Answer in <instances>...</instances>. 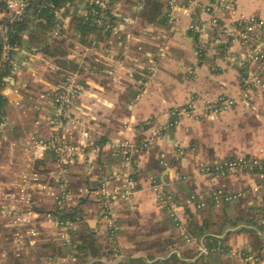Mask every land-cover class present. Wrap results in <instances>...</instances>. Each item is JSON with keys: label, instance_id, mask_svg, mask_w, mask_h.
Returning <instances> with one entry per match:
<instances>
[{"label": "crops", "instance_id": "crops-1", "mask_svg": "<svg viewBox=\"0 0 264 264\" xmlns=\"http://www.w3.org/2000/svg\"><path fill=\"white\" fill-rule=\"evenodd\" d=\"M138 1L118 0L113 6L115 20L123 26L121 38L103 35L80 41L71 15H64L62 28L50 39L59 47L56 56L30 48L29 31L22 32L21 51L4 89L15 98H9L11 109L2 125L0 166L5 165L4 173L11 168V148L20 154L23 147L25 161L24 144L34 133L42 137L55 133L83 145L82 155L69 167L70 187L79 193L69 210H80V236L91 230L96 248L81 253L79 264H264V246L258 248L253 233L264 241V229L247 222L256 209L264 211V181L249 172L223 176L201 170L202 165L239 152L264 157V85L252 88L249 105L241 101L217 114L207 110V102L220 95L242 96L241 61L251 47L234 37L231 26L243 17L264 18V0H236L234 14L207 10L216 0H168L169 18L163 24L142 19ZM76 2L78 13L85 15L82 0ZM213 16L219 25L213 24ZM255 37L258 45L264 43V33ZM246 67L257 65L248 61ZM67 73L77 74L83 89L72 113L79 121L64 122L53 130L49 125L53 96ZM191 96L198 99L196 117L182 116L149 149L134 153L130 164L115 154L118 141L138 142L150 128L143 124H164L171 110ZM37 165L46 184L60 166L51 152ZM126 175L134 182L129 198L115 196L102 202L97 194L102 183L112 192ZM153 178L179 204L192 241L182 237L171 212L159 202ZM217 187L243 190L246 196L212 207L211 232L203 228L200 209L187 201L192 193ZM38 193H34L36 223L51 234L54 228L46 212L54 210L53 203L47 207ZM105 206L120 226L114 242L107 232ZM50 237L41 242H58L56 236ZM40 248L51 250L40 245L36 250ZM59 258L61 264L72 263L68 256ZM56 259L51 264L58 263Z\"/></svg>", "mask_w": 264, "mask_h": 264}, {"label": "built area", "instance_id": "built-area-1", "mask_svg": "<svg viewBox=\"0 0 264 264\" xmlns=\"http://www.w3.org/2000/svg\"><path fill=\"white\" fill-rule=\"evenodd\" d=\"M5 3V9L1 14L0 23V38H1V57H0V78L8 81L9 76L5 73L12 70L16 65L18 53L21 51V45L15 40V33L18 30L20 22L25 20L31 13L40 12V7L37 10L31 8V0H2ZM85 2L97 7L96 23L98 30L104 33L110 32L111 35L121 38L123 34V26L117 21L111 22L108 15L111 9L110 0H85ZM236 0H216L208 5L207 10L213 11L217 9L235 13ZM140 8V5L138 4ZM113 12V10H112ZM57 18L63 23L65 18L61 12H57ZM212 22L218 25L219 19L213 16ZM191 29L196 30L195 24L191 25ZM232 33L235 38H238L242 44L251 47L245 54L244 59L241 61L244 71L241 72V81L243 83L244 99L248 101L249 90L253 87L264 85V43L258 45L255 35L257 33H264V18L257 16L243 17L236 19L233 26H231ZM254 63L257 68L250 69L246 67V62ZM82 87L78 81V76L75 73L64 74L61 85L55 90L54 101V114L49 119V125L53 130L60 124L72 121V108L75 100L79 97ZM197 97L191 98L182 106L175 107L171 110V118L162 125L150 126V133L144 137L140 143L136 141H118L115 154L121 156L126 164H130L133 159L134 153H139L149 149L156 138L163 132L168 131L171 127L176 126L182 116L196 117L197 116ZM236 98L220 95L215 99L207 102V110L210 113H222L236 105ZM149 124V122H147ZM148 129V130H149ZM23 150V147H22ZM54 153L57 162L60 164L56 171L55 180L57 181V190L54 194L55 209L68 210L72 203L79 198V193L73 191L70 187L69 167L79 159L83 153V145L74 143L67 136H58L51 133L48 137H42L36 133L27 137L24 144L25 154V168L21 173V182L19 188L23 192V196L16 197L13 194H7L4 200L7 205L2 207V213L12 216V223L10 226H20L23 230L17 231L15 234L16 239L22 241L23 250L29 242L31 249H35L41 242V231L36 227V218L33 217L35 210V201L33 200L32 185L47 188L46 185H41L42 174L37 166V161L44 158L47 153ZM164 157V155H162ZM258 169L261 172L251 173V171ZM202 172L213 175H226L234 172H249L250 174L264 179V158L252 157L247 154H237L229 159L216 161L210 165H202ZM178 179V178H177ZM133 179L131 175H126L120 186L114 191L108 190L107 184L102 183L101 188L98 189L97 194L100 197L112 198L120 196L123 199H128L133 193ZM152 187L157 193V197L162 206L166 207L178 227L180 234L187 241H192L193 237L179 215V204L175 199L168 195L164 190V184L153 178L151 180ZM257 189V188H256ZM30 194V195H29ZM246 196L243 190L230 191L222 187L212 188L207 192H195L190 195L188 203L195 204L199 209L207 204L208 198L211 199L215 205H222L228 202L240 200ZM23 203V204H22ZM54 209V210H55ZM104 214L107 223V232L110 239L115 241V237L120 229L112 211L107 207ZM47 219L55 223V230L57 233V240L61 245L72 246V231L77 229L78 224L72 221H60L59 217L53 215L51 212L46 213ZM23 231V232H22ZM241 257H249L246 253L237 252ZM73 262H79L75 252L68 257ZM42 264H51V259H41Z\"/></svg>", "mask_w": 264, "mask_h": 264}, {"label": "trees", "instance_id": "trees-1", "mask_svg": "<svg viewBox=\"0 0 264 264\" xmlns=\"http://www.w3.org/2000/svg\"><path fill=\"white\" fill-rule=\"evenodd\" d=\"M110 1H111L110 2L111 9H109L108 15L111 18V22L113 23L116 20H115V16L113 15L112 10H113V6L115 2L118 0H110ZM82 2L84 4V9H86L87 11L85 15H80L78 13V11L81 8L79 6V3L76 2V0H31V8L34 10H37L41 6L40 12L37 13L36 15L35 13H31V15H29L25 20L19 23L18 30L14 35L15 40L21 44L22 32L28 30L30 48L41 50L44 53L49 54L51 56L58 55L60 53L58 45L54 46L53 41L50 40L52 38V33L55 30H59L63 26V23L61 22V20L57 18V12H61L63 16L71 15V24L74 25L75 31L77 35L79 36L80 41H84L85 39H88V37L90 36L101 38L103 35L105 36L111 35L110 32L104 33L98 30V27L96 23L94 22V18L97 16L96 15V10H98L97 7L90 5L89 3L85 2V0H82ZM138 4L140 5L138 14L146 22L154 23V24H157V23L163 24L168 21L169 17L167 13L165 12V9L168 4V0H139ZM4 9H5V3L2 0H0V23H1V14L3 13ZM71 9H73V11ZM196 34L197 35H195L196 36L195 39H198L199 32H196ZM1 49H2V44H1V38H0V57H1ZM244 70L245 68L242 71ZM11 73H12V70H9L5 73V76H10ZM7 82L8 81H5L4 79L0 78V137L2 135V125L6 119V116L9 110L11 109V101L9 97H7L3 93V90L5 89ZM148 127H150V125L143 124V128L146 129ZM143 138H144L143 136H140L138 138V143H140ZM52 155L56 157L54 153H52ZM232 157H228L226 159H229ZM252 172L259 173L261 171H258V169H255L251 171V173ZM262 172H264V170ZM262 180L264 181V179ZM100 184L101 183H99V185ZM100 199L102 200V202L105 203L110 198L101 197ZM206 202H207L206 206L200 209V212L202 213L203 219H204L203 228L212 232L213 225H212V222L208 219V217H210V214H211L210 212L212 210V207L215 206V203L209 198ZM229 203H232V202H228L224 204H229ZM37 210L40 211L39 208ZM103 210L104 212L108 211L106 206L104 207ZM48 212H51L53 215L58 216L60 221L75 222L78 224V227L77 229L72 231V241H73L72 246L61 245V243L55 242V241H47V242L42 243L40 247H45V248L50 247L52 252H50L51 250L50 251L48 250L47 251L46 250L36 251V248L31 249L32 255L36 256V260L39 264L42 263L41 259H51V260L54 259L55 260L57 257L59 258L61 256L69 257L71 254H73V252H75L76 256L80 260L79 255L81 253L86 251L88 248L92 249L95 247V243L92 238L91 230H88V235L80 236V232H81L80 226L83 224L80 210L75 211V210H69V209L68 210L55 209L53 211H48ZM262 220L264 221V211H260L258 208L256 209V212L254 213L252 218L247 219V222L251 223L254 226H259L263 230L264 223H262ZM239 221L240 220L238 219L237 222ZM82 230L84 231V229ZM253 233L257 237L258 248L259 249L263 248L264 241L261 239V237L257 234L255 230H253ZM212 239L217 241L216 238H212ZM23 255L25 254L23 253ZM23 255L17 256V259ZM246 255L249 256L248 253H246ZM58 258L56 259L58 261V263L56 264H61V260H60L61 258L59 259ZM71 262L72 263H67V264H79L77 262H73V261Z\"/></svg>", "mask_w": 264, "mask_h": 264}, {"label": "rangeland", "instance_id": "rangeland-1", "mask_svg": "<svg viewBox=\"0 0 264 264\" xmlns=\"http://www.w3.org/2000/svg\"><path fill=\"white\" fill-rule=\"evenodd\" d=\"M217 10L220 12H223V13H230L229 11H225V10L223 11L221 9H217ZM82 90H81V92H82ZM251 91H252V89L249 90V94H251ZM80 95L75 100V104L72 108L71 115L73 113V109H74L77 101L81 98ZM249 99H252L250 95H249L248 101L246 99H244V96L238 97L236 99V101H237L236 105L239 104V102H241V101H244V102H246L245 104L249 105L248 103L251 102ZM244 102H242V103H244ZM234 107H232L231 109H233ZM231 109H229V110H231ZM77 121H79V119L76 118L74 120V117L72 116V122H77ZM153 126H156V125H153ZM146 130L148 131V132L146 131V133H147L146 137H147L150 133V129L149 130L146 129ZM10 152H11V157H10L11 158V162H10L11 168H9V171H7V173H4L5 165H4V167H2V165L0 166V263H3V262L9 263L10 262L9 264H38V262L36 261V256H34L30 253V252H32V250H31L29 242H27V245L25 246V248L23 250V239H22V241L19 239H16L15 233L17 231L23 230V228L20 226H18V227L12 226V225L10 226V223H12V216L6 215L5 213H2V211H1L2 207H4V205H7V201L4 200V197L8 193L13 194L16 197L23 196V192L19 188V185H20L19 183L21 182V175H22L21 173L23 172V170L25 168V166H24L25 161L23 160V150H22V153L18 154V153H16L15 148H13V149L11 148ZM239 154H245V153L239 152L238 155ZM251 156L257 157V158H264V157L258 156V155H251ZM1 159L2 158L0 156V162H1ZM54 177H55V175L53 174V177L50 178L51 180H50L49 184H46L44 182V177L42 176L41 185H46L47 188H43L42 186L39 187L37 185L35 187H33V185H32V193L30 192V194H32V197L34 200L35 199L34 193H36V192L38 193L40 191L37 194L38 200H42L43 202L48 203L47 207L49 206V203L52 202L53 207H54L53 209H55L54 194L56 193L57 185H58V183ZM51 187L52 188L54 187V189H51ZM117 197L121 198L120 196H117ZM75 201L76 200L74 199L72 205L75 203ZM32 216L35 217V213H33ZM47 221L50 224V227L54 228V229H51V234L49 231L42 229L41 226L36 224L37 225L36 227H39V229L41 231V238H51L50 236L54 235V236H56V239H57V233L55 230V223L53 221H50L49 219H47ZM48 234L50 236H48ZM39 244L41 245L42 242H40ZM39 250H43V249L40 248ZM23 253H27V255L26 254L23 255ZM19 255H23V256L19 257L20 259L19 258L17 259V256H19Z\"/></svg>", "mask_w": 264, "mask_h": 264}, {"label": "water", "instance_id": "water-1", "mask_svg": "<svg viewBox=\"0 0 264 264\" xmlns=\"http://www.w3.org/2000/svg\"><path fill=\"white\" fill-rule=\"evenodd\" d=\"M3 93H4L7 97H9V98H11V99H14V98H15V96L11 93L10 90H4ZM66 214H67V213H66Z\"/></svg>", "mask_w": 264, "mask_h": 264}]
</instances>
